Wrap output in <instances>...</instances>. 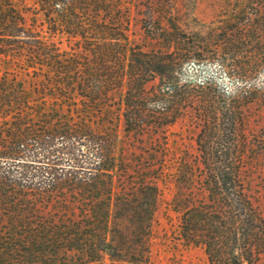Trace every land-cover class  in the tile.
<instances>
[{
	"label": "trees",
	"instance_id": "obj_1",
	"mask_svg": "<svg viewBox=\"0 0 264 264\" xmlns=\"http://www.w3.org/2000/svg\"><path fill=\"white\" fill-rule=\"evenodd\" d=\"M177 2L0 0V264H150L159 214L208 264L264 258V0Z\"/></svg>",
	"mask_w": 264,
	"mask_h": 264
},
{
	"label": "rangeland",
	"instance_id": "obj_2",
	"mask_svg": "<svg viewBox=\"0 0 264 264\" xmlns=\"http://www.w3.org/2000/svg\"><path fill=\"white\" fill-rule=\"evenodd\" d=\"M235 0H178V7L185 14L186 18H196L199 23L208 24L222 16L229 10V4L233 5ZM132 16L135 17L134 9ZM133 18V31L137 39L140 36L138 23ZM196 24V22H195ZM181 78H216L218 82L226 87H233L239 84L238 78H230L220 69L215 61L197 60L193 64H186L182 69ZM264 80V78H259ZM107 125L100 126L105 129ZM117 139L121 143L123 131L120 124L114 127ZM197 129L188 118L178 120L167 130L168 143L174 147H184L191 152L195 151V137ZM158 222L154 224V231L151 236V259L150 264H208L202 247H186L181 244L171 230L165 232L163 226L165 219L158 215ZM258 264H264V258Z\"/></svg>",
	"mask_w": 264,
	"mask_h": 264
}]
</instances>
